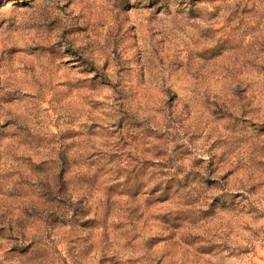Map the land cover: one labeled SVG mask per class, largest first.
Returning a JSON list of instances; mask_svg holds the SVG:
<instances>
[{
    "label": "clouds",
    "instance_id": "clouds-1",
    "mask_svg": "<svg viewBox=\"0 0 264 264\" xmlns=\"http://www.w3.org/2000/svg\"><path fill=\"white\" fill-rule=\"evenodd\" d=\"M264 264V0H0V264Z\"/></svg>",
    "mask_w": 264,
    "mask_h": 264
},
{
    "label": "rangeland",
    "instance_id": "rangeland-1",
    "mask_svg": "<svg viewBox=\"0 0 264 264\" xmlns=\"http://www.w3.org/2000/svg\"><path fill=\"white\" fill-rule=\"evenodd\" d=\"M258 264H259V262H258Z\"/></svg>",
    "mask_w": 264,
    "mask_h": 264
}]
</instances>
